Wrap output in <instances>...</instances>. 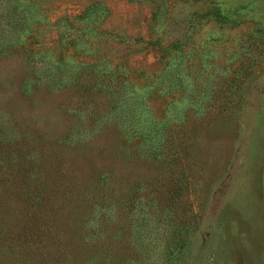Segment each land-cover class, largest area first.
I'll return each instance as SVG.
<instances>
[{
  "label": "rangeland",
  "instance_id": "1",
  "mask_svg": "<svg viewBox=\"0 0 264 264\" xmlns=\"http://www.w3.org/2000/svg\"><path fill=\"white\" fill-rule=\"evenodd\" d=\"M0 264H264V0H0Z\"/></svg>",
  "mask_w": 264,
  "mask_h": 264
}]
</instances>
